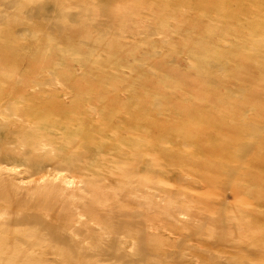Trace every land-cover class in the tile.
<instances>
[{"label": "rangeland", "instance_id": "obj_1", "mask_svg": "<svg viewBox=\"0 0 264 264\" xmlns=\"http://www.w3.org/2000/svg\"><path fill=\"white\" fill-rule=\"evenodd\" d=\"M130 1L137 6L143 0H0V37L13 35L12 39L21 43H0L1 101L4 100L5 104L15 103V100L8 98L24 95L23 99L18 98V100L33 103L34 110L42 112L50 104H58L66 109L83 108L81 112L86 109L84 113L90 117L93 113L88 109H92L96 111L93 118L103 116L111 119L110 133L115 143L112 141L110 143V139L106 143L112 146V151L115 149V144L122 145L125 140H132L144 146V150L158 144L163 150H178L186 154L189 151V155L195 156L196 150L204 151L208 147L186 142L182 130L192 128L190 125L201 123L208 116L209 118L206 119L208 124H204L206 137L217 147L216 153L219 156L213 160L222 166L221 159L224 158L221 153L232 154L226 151V146H222V142L234 138L237 142L242 141L243 134L251 127L239 128L233 125L236 121L231 120L232 116L228 119V113L208 110L209 108H206L201 101H194L198 106L193 109L194 113L177 110V106L181 104L192 105L191 99L194 94L184 92V96H176L177 89L173 86L176 81L181 80L179 87H183L185 91H191L194 88L192 86L195 84L194 81L199 80V76L203 75H210L216 82L224 80L226 86L231 85L230 81L246 89L259 85L264 79V15L260 14L263 12L241 11L236 7L230 9L228 3L235 2L234 0H211L209 4L204 3V0H186L188 7L180 14L162 12L161 7L156 4L152 5L154 9L144 11L141 8L131 7ZM150 1L154 3L159 0ZM43 2H48L45 4L48 8L40 11L39 6ZM214 3H218L222 8L226 6L227 11L229 10L232 15L225 17L226 12L213 10ZM240 3L244 6L255 4L252 0H241ZM91 9L97 16L107 15V20L122 30L121 36H115L109 31L96 33V31L104 30L92 27L90 21L92 14L89 12ZM82 11H88L89 18L82 19V13H84ZM68 13L79 14V17L75 19L71 17L68 20L70 17ZM96 15H93L94 18ZM212 20L219 24L215 27L209 26ZM210 33H213L214 37L208 41L207 36ZM46 39L50 41L47 45L42 42ZM79 40L83 42L76 44L75 41ZM112 41L116 45L111 46ZM198 41L200 42L197 44ZM260 41L263 42L262 45L259 44ZM66 44L70 45L69 50L84 48L86 53L101 54L104 56V61L113 59L105 53V51L112 53L113 47L117 48L118 52L138 53V55L129 60L124 58L120 66L118 64L106 70L95 65L84 68L80 63L74 62L76 58L72 56H63L65 58L62 62H60L61 58L53 59V65L47 66L46 63L49 60L44 57L46 53ZM14 45H17L16 48ZM90 46H99L102 51L89 50ZM146 51L150 54L149 56L145 55ZM237 60L250 63V71L238 67ZM235 68L238 74L248 73L242 82L235 80L238 75L230 80L231 72ZM136 69L145 72L135 73ZM182 76L185 79L181 78ZM101 78L107 81L106 85L100 84ZM95 90L98 92L102 90L101 95H95ZM262 91L264 93V89ZM230 96L238 99L240 93L233 91ZM108 97H116L115 102L124 107L122 111L110 107L109 110L95 107L101 98ZM246 99L247 96L244 95L242 100ZM261 100L264 101V96ZM252 101L260 103L259 99ZM75 103L77 106L74 107ZM206 104L209 107L212 106L211 103ZM29 108L30 106L25 105L19 110ZM3 109H5L4 106L0 108V118L7 119ZM246 110L249 109L244 108L242 111H245L250 118L260 113L255 110L250 112ZM138 115L144 120V127L140 126L142 131L152 132L155 139L150 138L153 135L138 133L136 131L138 126L129 127L130 123L135 125L134 116L138 117ZM222 123H228L233 127L224 129L220 127ZM258 127L264 128V123H260ZM252 128L255 130V125H252ZM260 135L258 139L251 140V148L255 149L264 144V131ZM112 137L111 140H113ZM194 142L200 143L197 140ZM101 147L102 145L99 144L96 149ZM108 151L111 150L99 149L98 154L91 157L84 156L76 165L86 175L88 173L104 175L108 172L116 173L126 170L127 167L124 165L127 164L129 155H122L123 152L119 151L123 160H115L116 168L113 169L114 163L105 160L108 157L102 153H108ZM115 153L117 154V151ZM161 155L162 153L155 159L164 160L168 156L175 160L171 157L172 154L164 155L163 158ZM167 159L164 161H172ZM244 161H253L251 151L245 156ZM193 165L188 161L181 162L174 166L175 168L165 169L159 179L145 173L143 177L147 179L146 184L144 183V189L138 192L128 187L124 180L121 179L123 183L119 182L116 176L96 179V181L92 179L85 183L78 180L74 173L65 170L56 172L48 167L37 172L36 175H30L28 172L30 170L22 162L2 161L0 162V212H3L0 215L8 211L19 213L20 210H24L30 196L36 198L42 194L43 188L49 187L45 185L47 180H43L42 183L40 177L50 175L52 176L50 179H54L53 176L57 175V177L61 176V184L66 179L69 182L65 181V186L74 187L76 184L75 188L85 191L80 195L87 202L84 213L90 220L84 221L83 225L93 224L91 219L94 217L97 219L95 221L102 223V227L106 228V223L110 221L104 219H113L111 228L106 229L110 231L115 228L113 231H117L119 228L120 230L117 231L119 234L112 236L115 240H118L120 236L128 237L132 245L128 248L129 250L132 248L133 251L128 250L127 258L124 260L109 255L107 256L109 258L103 257V259L97 255L82 258L48 254L44 255V258L43 256L34 258L35 262H33L36 264H67V260L70 264H264V206H250L247 202L225 192L215 194L217 182L226 179L224 169H193ZM146 171L153 172L149 168ZM138 172L143 173L142 170ZM241 174L243 173L238 175ZM137 179L140 178L135 177V180ZM70 182L73 184L71 185ZM80 183H83L85 187ZM120 184L124 186L121 187ZM234 188L237 189V186ZM130 189H133L134 193ZM25 190L32 192V195L29 192L26 194ZM4 193L8 196L3 197ZM133 194H135L134 197L138 194L142 196L145 206L139 208L131 205L129 201L132 199L136 203L142 200L137 199L139 196L132 197ZM138 211L142 212L143 216L117 217L122 212L138 213ZM32 212L36 217L40 216L38 220L41 224L49 222V218L45 216L46 213L41 210L38 203L34 205ZM13 214L16 215V213ZM135 221L143 225L139 227L119 225V223L131 224ZM55 222H57L56 218L49 224L55 226ZM96 226L97 230L96 227L89 226L95 229L94 232L84 231L82 236L67 233L75 235L76 237L70 236L73 239L81 237L83 245L89 247L94 239L100 246L109 243L107 236L104 237L107 240H101L100 225ZM218 227L220 230L216 232ZM18 228L28 229L27 226L21 225ZM30 229L37 230L34 227ZM140 231L143 235V243L140 245L146 248L144 251L135 250L136 236ZM116 243L118 252L126 253L120 251L123 244Z\"/></svg>", "mask_w": 264, "mask_h": 264}, {"label": "bare ground", "instance_id": "obj_2", "mask_svg": "<svg viewBox=\"0 0 264 264\" xmlns=\"http://www.w3.org/2000/svg\"><path fill=\"white\" fill-rule=\"evenodd\" d=\"M209 1L211 0H204V3L209 4L210 3ZM234 1L235 2L231 1L228 3V7L230 9L236 7L239 8L241 11H250V10L262 11L263 13L260 14L264 15V0H252L255 2V4L251 6H244L243 4L240 3L241 0L240 1L234 0ZM46 3L48 2H43L39 6L40 11H43L48 8V6L45 5ZM129 4L131 7L141 8V10L144 11L154 9L152 5L156 4L159 7H161L160 11L162 12L165 13L175 12L179 14L184 11L183 9H186L188 7V2L186 0H159L157 2L154 1V3H152V1L150 0H143L142 2H139L137 6L131 1L129 2ZM212 8L213 10H217L218 12H223V13L226 12L225 17H229L232 15L229 12V10L227 11L226 6L222 8L219 6L218 3H214L212 5ZM92 11L93 9L89 10V12L92 14V17L90 19L92 27L97 30H104V31H96V33L109 31L115 36H121V33H123L122 30H120L117 27V25L115 26L113 22L107 20V15L98 14L99 16H97L96 12L93 13ZM89 12L87 11L82 13L83 14L82 19H86V17H88ZM85 14L87 16H85ZM67 15L70 16L68 20L71 17L73 19L79 17L78 16L79 14L76 15V14L68 13ZM93 15H96L95 18ZM218 24L219 22L215 23L212 20L210 21L209 26L215 27ZM55 30L57 31V29ZM59 32L61 31L59 30ZM12 37L13 35L2 36L0 37V43L21 44L18 43L16 39L13 40ZM213 37L214 34L210 33L207 36V40L209 41ZM42 42L46 43V45L50 43V41L47 39L42 40ZM81 42L83 41L81 40L75 41L76 44ZM199 42L200 41L196 43L198 44ZM262 43H263L262 41L259 42L260 45H262ZM113 45H116L114 41H112L111 46ZM16 46L14 45L15 48ZM69 48L70 45L68 46V44H66L57 47L56 50H52L49 53H46L47 55L44 57L47 58V60H49L48 63H46V65L47 66L50 65L51 67V65H53L52 63L53 59L61 58L60 62H62V60L65 58L63 56H72V58L73 57L76 58L74 62L80 63L84 68H89L90 65L92 66L95 65L100 69L106 70L109 68H113L118 64L120 66V63L124 58L129 60L131 57L138 55V53L128 54L126 52H118V49L113 47L112 53L110 52L107 53L104 50L105 53L110 57H112L113 59L104 61L103 60L104 56L101 54L86 53V49L84 48H79L76 50H71V49L69 50ZM88 49L89 50L95 49L97 51H102V48H100L99 46L96 47L90 46ZM145 55L149 56L150 54L147 53L146 51ZM237 64L238 67L250 71L249 68L250 63L247 64L246 61L237 60ZM134 72L144 73L145 71L136 69ZM68 74H66V76H68ZM236 75L238 76L235 80L242 82L246 78L248 73L238 74L237 68H235L231 72L230 80H233ZM181 78L185 79L184 76H182ZM100 81H101L100 82L101 85L107 84V81L104 78H101ZM180 81H176L175 86H173L174 89H177L176 96H184L183 95L184 92L187 93L190 92L194 94V97L193 99H191L192 105L185 106L181 104V106H177V110L185 113H194L193 109H196V107H198L197 104H195L196 102L194 101H198V102L201 101L204 105H206V108H209L208 110L214 112H222L226 114L228 113L229 115H227V118L229 119L232 116L231 120L236 121L235 124L233 125H237L239 126V128H243L246 126L251 127V129L248 132L243 134L242 141L237 142V140L234 138L233 139L234 141L229 139L230 141L225 140L222 142V146H226L225 147L226 151L232 153V154L221 153V156L224 158L221 159L223 161L222 166L219 165L218 162L213 160V158L219 156V154L216 153L217 147L213 145L212 142L208 141V138L206 137L207 134L204 129V124L206 125L208 124L206 123L207 122L206 119L209 118L208 116L205 117L201 123L190 125V127L192 128H189L188 130H182V132L184 133L183 136H185L186 138V142L208 147L204 151L196 150L197 153L195 154V156L189 155L190 153L189 151L188 154H186L178 150L175 151L166 150V149L163 150L160 148L158 144L147 147L144 150V146H140L137 142H134L132 140H125L122 145L120 143L121 146L115 144L114 145L115 149L112 151L111 148L112 146L109 143H106L108 139H110L109 141L110 143L111 141L115 143L114 138L110 133L111 119L104 118L103 116H100L97 119L93 118V116H95L96 111L92 109H88L90 112L93 113V115L90 117L89 115L84 113L86 112V109L84 110V112H81L83 108L66 109L62 106H58V104L56 105L50 104L48 107H45V109L42 112H40L33 109L34 106L33 103L30 102L27 103L25 102V100L24 101L18 100V98L23 99L24 95L17 96L16 98L12 97L13 99L8 98L9 100H15V103H6L9 104L8 106H6L4 100L1 101L2 98L0 99V108L4 106L5 108L3 109L5 110L4 114L7 116V119L0 118V162L2 161L22 162L30 170L28 171L30 175H36L37 172L43 171L45 170V168L48 167L53 168L54 169L53 171L56 172L65 170L70 173H74L75 174L74 176L75 177L77 176L78 180L85 183L90 182L92 179L96 181V179L99 180L105 177L114 178L116 176L119 182L121 183L124 182L128 187L134 188L135 189L134 191L138 190V192H140L144 189V185L146 184L145 182L147 179L145 180L143 177V175L145 176V173H147L148 176L150 177H157L159 179L165 169L175 168L174 166L179 165L181 162L188 161L191 164H194L192 167L193 169L194 168H202L204 170L219 169V168L224 169L226 179L217 182V189H216L217 191L215 192V194L225 192V193H229V195L231 194L234 195L235 198H239L241 199V201L245 203L247 202V204H249L250 206H255V207L264 206V197H263L264 144H262L261 146L260 145L257 146V148L255 149L251 148L250 145L251 140L258 139L261 136L260 134H262V132L264 131V128L258 127L260 123H264V101L261 100V98L264 96V93L262 91V89H264V83H262L264 82V79H262L259 85H253L252 87H250V89L248 88L246 89L235 85L233 81H230L231 85L226 86L224 80L216 82L212 77H210V75H203L202 77L199 76V80L196 79L194 81L195 84L192 85L194 86V88L191 91H185L183 87H179ZM101 91L98 92V90H95L96 93L95 95H101ZM233 91H237L240 93L238 99L236 97L230 96V93ZM244 95L247 96L246 100H242V97H244ZM108 98H101L100 101L97 102L98 105H96L95 107H100L102 110L103 109L109 110L110 107L112 109L122 111V108L124 107L122 104H117V102H115L114 99L116 97H110L109 99ZM255 99H259L260 103H256L252 101ZM206 103H211L212 106L209 107ZM25 105L30 106V108L19 110L21 106L23 108ZM75 106H77L76 103L74 107ZM244 108L249 109L246 110L247 112H250L251 110H255L256 112H260V113H258V115H256L254 118H250L247 116L245 111H242L244 110ZM134 117L136 118L135 125L130 123L132 121L126 122L128 124L130 123L129 127L138 126L136 127V131L138 133H140L141 135L152 136L153 135L152 132L149 133L147 131H142L140 127L144 125V120L142 119V117H140V115H138V117L137 116ZM196 117L198 118L199 116ZM8 118L10 119L8 120ZM233 125H228V123H222L220 127L225 129V128H231L233 127ZM252 125H255L256 127L255 130H253ZM154 126H156V124ZM111 137L113 138V140H111ZM150 138L155 139V135H153V137ZM159 138L160 137H158V139ZM194 140L200 141V143H195ZM99 144L102 145V147L99 149L111 150L108 151V153L107 152H102V153L106 155V157H108L105 160L114 163L113 169L116 168L115 160H123L122 156L119 155V151L123 152L122 155H129L127 164L124 165L125 167H127V169L116 173L108 172L109 174L106 173L104 175L102 174L97 175L95 173L92 174L88 173V175H86L82 173L79 167L76 165V163L79 162L80 159L83 158L84 156L91 157L94 156L95 154H98L99 149L96 148H98ZM116 151L117 154L115 153ZM250 151L252 152L253 161L245 162L244 158L248 153H250ZM160 153H162L161 155L162 158L164 155L172 154L174 156L171 155V157H173L175 160H172L168 156H166L164 160L168 158L169 160L172 161L155 159L156 157H159ZM208 158H210V160ZM180 160L181 162H179ZM147 168H149V170L153 172H147L146 171ZM249 169L253 171L251 172ZM77 170L80 172H78ZM139 170H142L143 173H139L138 172ZM84 172H86V170ZM240 173L243 174L238 175ZM121 176L124 179L121 178ZM50 177L52 176L44 175L40 177V181L42 183L43 180H47L45 185H49V187L47 186L48 187L47 189L43 188L42 194L38 195L36 198H32L33 196H30L31 198L28 200V203L25 206L24 210H20L19 213L8 211V212H4L3 215H0L2 221V222L0 221V264H27V263L36 264L34 263L35 262L34 258L39 256H43L44 258V255L47 256L48 254H52L55 256L59 255L61 257H82V258H89L92 257V255H97L98 257L99 256L102 258L104 257L105 259L109 258L107 257L109 255L116 259H123V260L126 259L127 251L129 250L128 246L131 245V243L129 242L130 239L126 236H123L122 238L120 236L118 240H115V238L112 235L119 234V232L117 233V231H119L120 229L118 227H117L118 229L116 228L117 231H113L115 228H113L110 231L106 229V228H111L113 219L110 218L104 219L110 221L106 223L107 225L106 228L102 227V223L95 221L96 218L93 217L91 219V221H93V224H91L93 228L96 227L97 230L96 225L97 224L100 225L99 231L102 232V236H100V238H102L101 240H104L106 236L108 237L109 243L107 244L104 243V245L102 244V246H100V244H97L98 242L95 243V239H94V242H90L91 246L89 247L87 245L86 246L83 245L81 237H79V239L72 238V237H76L75 235L77 234L79 236H82L84 231L86 233H93L95 230L89 227L91 225H86V226L83 225L84 221L90 220V218L86 217L87 215L84 213V211H86L87 202L85 198L80 195L82 190H80L79 188H75L76 184L74 185V187L70 186L71 187L70 188L69 186H65L66 182L68 181L66 179L64 180V182L66 181L65 184L63 181H62L63 184H61L60 181L61 176L60 177L59 176L57 177V175L56 177L53 176L54 179L52 178L50 179ZM135 177H139L140 179L135 180ZM55 178L56 180L59 181H56ZM121 179L124 181L122 182ZM73 180L71 182H73ZM257 180L260 181L258 182ZM31 182H33V180H31ZM38 182L39 180L37 181V184ZM150 182L152 183V181ZM60 184L64 186H61ZM72 184L73 183H71V185ZM19 185H21L20 182ZM119 186L122 187L124 185L120 184ZM234 186H237V189L234 188ZM122 189H124V187ZM130 191H133V189H130ZM27 192L30 193L29 190L26 191V194ZM84 192L82 193L84 194ZM30 194L32 195V192ZM127 194L129 196L130 192ZM135 194L131 196L134 197ZM86 195L87 194H85V196ZM6 196H8V194L4 193L3 197ZM104 196L105 194L103 195V197ZM106 196L109 195L106 194ZM138 196L135 197L136 198L138 197L137 199L140 198L144 201L142 196H140L139 194ZM132 200L129 201L131 205L138 206L139 208L145 206V201L143 202L142 200L141 201L139 200L140 202L136 203L135 201ZM37 203L40 206L41 210L46 213V215L45 214L44 215L49 218V219L45 218L49 220V222H46V224L44 223L45 225L41 224V221L39 222L38 219L40 216L36 217L32 212L34 205H36ZM27 211H29V213H26ZM2 212L0 213L2 214ZM13 213H16V215H14ZM141 216H143V213L139 211L138 213L122 212L117 215V217L119 218L122 217L139 218ZM55 218L57 219V222H55V226L50 225L49 223H51V221L54 222ZM59 219L60 221L58 222ZM19 225L27 226L28 229L22 230L21 228H18ZM119 225L120 226L129 225L130 227L131 226L139 227L142 226L143 224L139 221H135L134 223L131 224L127 222H123L122 224L119 223ZM30 227H34L37 230L30 229ZM62 228L64 230H62ZM219 230H220L219 227L216 228V232H218ZM67 232H71L75 235L68 234ZM136 240L137 243H135V245L137 246L134 245V242L132 243L133 247L135 246L136 248L135 250L136 251H144V249L146 250L144 246L140 245L141 243H143L142 242L143 235L141 231L136 236ZM110 242L112 244H110ZM116 242H118L119 244H123L122 250H120V248L119 250L124 251L126 253L118 252V246L117 248L115 246L117 244ZM131 250L132 248L129 251ZM86 262L88 263V261ZM67 264H70L69 260H67Z\"/></svg>", "mask_w": 264, "mask_h": 264}]
</instances>
